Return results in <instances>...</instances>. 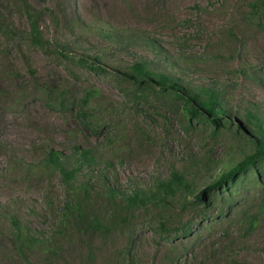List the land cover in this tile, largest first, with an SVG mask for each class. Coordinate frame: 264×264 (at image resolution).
Returning a JSON list of instances; mask_svg holds the SVG:
<instances>
[{"label":"rangeland","instance_id":"1","mask_svg":"<svg viewBox=\"0 0 264 264\" xmlns=\"http://www.w3.org/2000/svg\"><path fill=\"white\" fill-rule=\"evenodd\" d=\"M27 1L49 6L59 20H42L50 44L41 49L28 39L19 1L0 0L12 28L0 33V264H264V186L254 176L238 184L229 197L235 203L220 218V200L208 209H182L180 195L169 197L168 209L129 204L136 189L154 188L173 169L196 188L202 160L238 158L247 143L235 130L214 135L190 119L176 95L140 92L120 76L146 59L189 88L219 89L225 107L264 121V13L251 9L252 0ZM116 39L132 45L120 47ZM62 44L76 59L62 55ZM81 57L106 70L79 64ZM54 82L79 97L98 89L82 131L70 111L48 103L43 88ZM76 145L96 157L75 184H88V220L97 216L104 224L98 228L65 217V182L43 161L59 150L72 168ZM108 187L117 190L115 200ZM13 217L39 240H21Z\"/></svg>","mask_w":264,"mask_h":264},{"label":"trees","instance_id":"2","mask_svg":"<svg viewBox=\"0 0 264 264\" xmlns=\"http://www.w3.org/2000/svg\"><path fill=\"white\" fill-rule=\"evenodd\" d=\"M18 1L21 11H23L29 22L28 39L33 45L45 49L50 44V40L45 38L41 22L47 16L57 22L59 20L58 12L49 6L37 8L27 0ZM251 9L254 12L261 10L264 13V0H252ZM58 11L62 12L61 6ZM9 31H12V28L0 10V33L6 35ZM105 35L111 38L115 34L107 32ZM122 40H115L120 47L125 48L132 45L129 40H123L124 42ZM149 42L153 43L152 40H149ZM69 48L68 44H62L60 49L62 55L69 60L76 59L69 54ZM95 59L99 61L101 56H96ZM77 61L92 70H106L92 62L90 63L86 58L81 57ZM120 76L122 81L133 84L135 89L140 92L153 91L176 95L184 101L190 119L197 118L200 123L209 126L214 135L221 133L224 129L235 130L238 137L244 139L247 143V146L241 149L242 155L238 158L231 153L230 157L223 160L217 161L211 157L202 160L200 164L205 168L203 181L196 188L193 187V181L185 172L173 169L168 178L159 179L154 188H149L147 191L136 189L127 198L129 204H142L145 207L152 204L168 209L171 206L169 197L180 195L182 209L188 206H203V209H208L216 200H220L223 202V206L220 207L217 216H215L220 218L226 214L229 206L235 203V200L229 197L237 192L238 184L241 181L254 176L255 182L264 186V121L262 118L250 111L241 114L240 111L225 107L221 102V91L219 89L199 88L197 91L195 87L193 89L189 88L183 79L175 77L170 72L158 69L152 65L151 61L146 59H138L132 62L120 72ZM43 90L47 94V100L51 106L59 105L65 111H70L77 120L81 131L82 121L86 125L90 123L87 112L90 109L89 106L93 103V98L98 95V89L90 88L83 97H79L72 95L71 90L68 88H63L54 82L44 85ZM72 153L77 161V164L72 168L65 165L67 156H64L59 150L50 149L43 161L47 165L58 169L65 182L69 193L65 204V210H67L65 217L68 218L69 215L76 216L82 221V226L90 224L92 227L98 228L104 224L97 216H94L92 220H88L92 209L88 201V184H83L80 187L75 184V178L82 167L95 164L96 157L91 149H82L79 145L74 147ZM108 190L115 200L117 190L112 187H108ZM210 218L213 219L214 217ZM12 221L18 229V236L21 240L26 239L27 242H37L39 240L28 233H24L17 218L13 217ZM257 221L258 217L254 215L249 224V229H253ZM161 226L168 229V231L171 230L168 222L163 221ZM190 231L191 229L183 228V235H188ZM51 250H53V247Z\"/></svg>","mask_w":264,"mask_h":264}]
</instances>
